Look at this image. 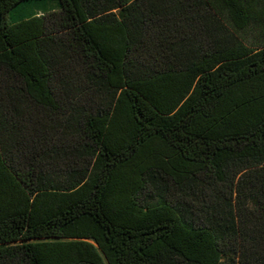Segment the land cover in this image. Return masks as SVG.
Masks as SVG:
<instances>
[{
  "label": "trees",
  "instance_id": "trees-1",
  "mask_svg": "<svg viewBox=\"0 0 264 264\" xmlns=\"http://www.w3.org/2000/svg\"><path fill=\"white\" fill-rule=\"evenodd\" d=\"M0 264H264V0H0Z\"/></svg>",
  "mask_w": 264,
  "mask_h": 264
}]
</instances>
